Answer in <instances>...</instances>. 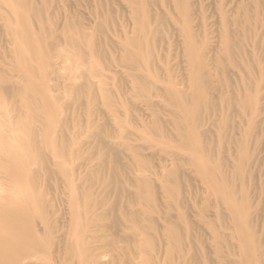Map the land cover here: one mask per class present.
<instances>
[{
    "label": "rangeland",
    "instance_id": "rangeland-1",
    "mask_svg": "<svg viewBox=\"0 0 264 264\" xmlns=\"http://www.w3.org/2000/svg\"><path fill=\"white\" fill-rule=\"evenodd\" d=\"M24 86L73 133L76 211L38 150L0 264H264V0H0V97Z\"/></svg>",
    "mask_w": 264,
    "mask_h": 264
},
{
    "label": "bare ground",
    "instance_id": "bare-ground-1",
    "mask_svg": "<svg viewBox=\"0 0 264 264\" xmlns=\"http://www.w3.org/2000/svg\"><path fill=\"white\" fill-rule=\"evenodd\" d=\"M16 33L19 35V41L14 42L16 45V51L21 50L22 52L23 50L24 56L25 53L26 54L28 53L31 58H35V60L37 61L40 55L36 53L35 48L29 45V43H26V37L23 36L24 34L22 33V31L15 32V36ZM24 61L25 60L21 61V63ZM22 68L24 70L22 72L24 75L26 74V76L28 71L29 72L33 71L32 70L33 66L32 69H29L26 65L23 66ZM24 80H26V78ZM20 89H19L20 91L18 90L19 92L17 93L20 97L19 99L16 100L14 99L15 100L13 102L14 104L12 102L9 103V101H7L8 98L5 97L6 100H4L0 97V231H1L0 235L6 236V233H8L9 235L11 234L10 244H12V247L9 248L10 246H4V244H1L0 242V255L2 256H6L8 253L12 254V252L14 251L10 249H14L13 248L14 246L17 247L18 245H22L26 240V236L28 235V232L31 234L30 232L31 228L26 227V225L23 223H25L26 221L28 222V218L30 216L28 215V211L30 212L34 209V207H36L35 199H38L35 198L32 194L33 192H31V189L33 190L34 188H32L33 183L31 186V181H30L33 180V177L37 173L35 169H33V165L35 164L37 165V163L39 162L38 160L39 158L37 157L38 150L45 151L47 156L51 157L52 160H50L49 163L52 164L55 167V170L59 172L61 176H63L66 179V185L70 192L71 205H69V203L68 205L71 208L72 224L74 223V213L76 211L75 210L76 206L74 204L75 201L73 200L74 198L73 195L75 192L73 193V184L70 178L72 177L70 176L71 168H69V166L71 167L73 162V145H74L73 133H71V135L69 136L67 143H59L56 136L53 135V130L57 123V114H58L56 105L51 101L46 100L45 97L43 99L42 97L36 96L37 98L35 97V102L37 103L39 102V104H36L35 106L33 102L30 100L31 97L30 96L28 97V94L26 92L28 91V88L24 86L23 88L20 87ZM12 99L13 98H11V100ZM36 143L38 144V147L35 146ZM38 165L40 166V164ZM39 166L35 167L38 168V170L36 169L37 171H39ZM67 194H68V190H67ZM37 209H39L38 213L42 211V210L40 211V208ZM39 216H35V217H39ZM49 228L51 227L49 226ZM52 232L53 231H51V233ZM72 233L74 234L73 231ZM71 236L73 237V235ZM43 243L42 241H40V243H37L38 248L44 247ZM44 245L46 247L47 244L44 243ZM48 245L50 244L48 243ZM34 250L35 251L32 253L28 251L26 254L30 255L39 252V250L37 252L36 248H34ZM38 254L41 255L40 252ZM39 257L38 258L34 257V258L39 259ZM25 260L26 259L23 260L24 261L23 263H25ZM45 260L46 259H44V261ZM44 264H46V262Z\"/></svg>",
    "mask_w": 264,
    "mask_h": 264
}]
</instances>
